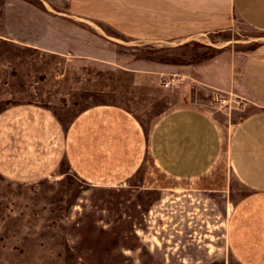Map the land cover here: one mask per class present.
I'll use <instances>...</instances> for the list:
<instances>
[{
  "label": "rangeland",
  "instance_id": "1",
  "mask_svg": "<svg viewBox=\"0 0 264 264\" xmlns=\"http://www.w3.org/2000/svg\"><path fill=\"white\" fill-rule=\"evenodd\" d=\"M43 7L58 11L50 0H0V111L34 103L51 109L67 124L85 109L112 104L128 110L147 128L166 108L191 97L220 117L228 137L244 103H212L214 90L202 79L176 74L184 83L166 90L160 84L164 76L123 70L134 66L128 48L99 46L117 58L99 62L6 40L9 32L30 38L48 32L64 44L70 19L47 15ZM32 23L52 25L53 30L27 29ZM91 41L99 43L92 35ZM262 42L264 33L235 21L227 31L177 49L142 51L137 59L148 61L137 64L166 68L211 62L217 65L211 66L213 71H220L231 54L244 55ZM211 73L207 66L204 78ZM245 194L225 157L213 173L192 182L166 179L148 159L136 176L116 188L91 187L65 164L36 184L0 177V264H237L226 244V230L234 205Z\"/></svg>",
  "mask_w": 264,
  "mask_h": 264
},
{
  "label": "crops",
  "instance_id": "2",
  "mask_svg": "<svg viewBox=\"0 0 264 264\" xmlns=\"http://www.w3.org/2000/svg\"><path fill=\"white\" fill-rule=\"evenodd\" d=\"M50 1L58 11L43 7L47 15L70 19L64 44L48 32L33 38L9 32L6 40L99 62L117 60L106 47L128 48L134 66L123 69L126 72L199 78L210 89L241 98L243 111L225 138L220 117L191 97L166 108L147 128L118 105L90 107L67 124L38 104L12 105L0 111V177L15 184H36L65 164L91 187L116 188L136 176L148 159L166 179L192 182L213 173L225 157L231 176L246 190L229 215L228 250L237 264H264V42L244 55L231 54L220 71H213L211 66L217 65L211 62L142 67L137 63L148 60L136 57L142 51L173 50L227 31L235 21L264 33V0ZM51 26L32 23L27 29L49 31ZM91 35L99 43L90 42ZM207 66L212 73L205 79Z\"/></svg>",
  "mask_w": 264,
  "mask_h": 264
},
{
  "label": "built area",
  "instance_id": "3",
  "mask_svg": "<svg viewBox=\"0 0 264 264\" xmlns=\"http://www.w3.org/2000/svg\"><path fill=\"white\" fill-rule=\"evenodd\" d=\"M184 80V77L180 75L169 74L161 79L160 84L164 89H176L184 83ZM210 101L219 105L220 107H229L231 104L238 107L244 102L241 98L233 94L224 93L217 90H214L210 93Z\"/></svg>",
  "mask_w": 264,
  "mask_h": 264
}]
</instances>
